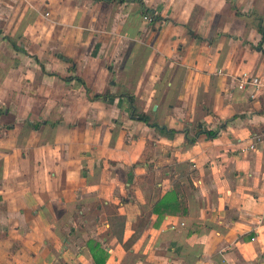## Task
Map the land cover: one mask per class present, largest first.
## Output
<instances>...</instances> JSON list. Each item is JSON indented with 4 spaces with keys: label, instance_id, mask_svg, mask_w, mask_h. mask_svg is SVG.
<instances>
[{
    "label": "crops",
    "instance_id": "obj_1",
    "mask_svg": "<svg viewBox=\"0 0 264 264\" xmlns=\"http://www.w3.org/2000/svg\"><path fill=\"white\" fill-rule=\"evenodd\" d=\"M245 75L264 0H0V264H264Z\"/></svg>",
    "mask_w": 264,
    "mask_h": 264
},
{
    "label": "built area",
    "instance_id": "obj_2",
    "mask_svg": "<svg viewBox=\"0 0 264 264\" xmlns=\"http://www.w3.org/2000/svg\"><path fill=\"white\" fill-rule=\"evenodd\" d=\"M155 16L152 13H144V18L149 22V23H154L155 22ZM246 84H252L255 86H264V78L261 76H247L245 75L244 77L241 78L240 82V87H244ZM257 145H262L264 146V132L263 133H257L254 135L253 142H251V147H257Z\"/></svg>",
    "mask_w": 264,
    "mask_h": 264
},
{
    "label": "trees",
    "instance_id": "obj_3",
    "mask_svg": "<svg viewBox=\"0 0 264 264\" xmlns=\"http://www.w3.org/2000/svg\"><path fill=\"white\" fill-rule=\"evenodd\" d=\"M147 12H149V13H153V12H151V10H149V9H144V13H147ZM154 18L157 19L156 16H155ZM66 79H67V80H72L73 77H67ZM78 79H79V78H78ZM80 80H81V82L83 83V85L85 86L86 90H87L88 92H90L91 89L87 86V84L85 83V81H84L83 79H80ZM140 119L143 120V121H148V116H146V115H144V114H140ZM224 126H225V125L221 126V128L224 127ZM219 129H220V128H219ZM219 129L211 130V129L203 128L202 126L198 125V128L196 129L195 137L192 138L191 140L194 141L195 138H197V136H199V135L202 134V133H205V134H207L208 136H210L211 138H213V137H215V136H217V135L219 134V132H220Z\"/></svg>",
    "mask_w": 264,
    "mask_h": 264
}]
</instances>
